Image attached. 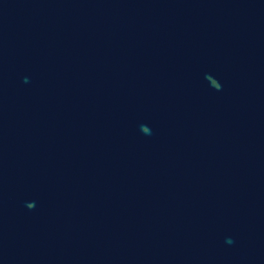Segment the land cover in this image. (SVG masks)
Instances as JSON below:
<instances>
[{"label":"water","instance_id":"water-1","mask_svg":"<svg viewBox=\"0 0 264 264\" xmlns=\"http://www.w3.org/2000/svg\"><path fill=\"white\" fill-rule=\"evenodd\" d=\"M0 264H264V0H0Z\"/></svg>","mask_w":264,"mask_h":264}]
</instances>
